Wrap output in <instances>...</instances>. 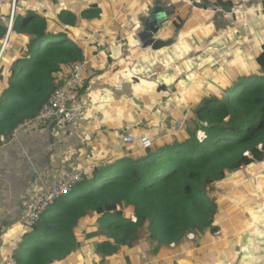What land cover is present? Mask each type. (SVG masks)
Listing matches in <instances>:
<instances>
[{
    "label": "crops",
    "instance_id": "crops-1",
    "mask_svg": "<svg viewBox=\"0 0 264 264\" xmlns=\"http://www.w3.org/2000/svg\"><path fill=\"white\" fill-rule=\"evenodd\" d=\"M156 2L171 15L154 37L168 42L153 49L143 47L138 34ZM27 8L52 24L73 25L69 30L84 55L80 95L89 106L85 117L66 129L32 122L1 145L0 264L26 229L19 219L25 190L48 191L61 169L133 155L141 136L153 142L176 135L199 94L236 78L226 79L224 72L250 73L264 46V0H15L13 5L0 0V22L7 25L0 56L13 21ZM126 136L135 142H126ZM258 145L261 159L226 171L214 183L212 232L198 233L188 249L194 240L189 233L176 252L173 243L158 254L150 241L147 252L128 244L129 264H264V147ZM129 210L125 205L123 214ZM87 219L75 229L78 245L71 256L51 264H111L96 253L101 236ZM118 263L127 264L124 258Z\"/></svg>",
    "mask_w": 264,
    "mask_h": 264
},
{
    "label": "trees",
    "instance_id": "trees-1",
    "mask_svg": "<svg viewBox=\"0 0 264 264\" xmlns=\"http://www.w3.org/2000/svg\"><path fill=\"white\" fill-rule=\"evenodd\" d=\"M62 24H52L29 8L13 21L0 56V136L7 139L18 124L33 118L70 65L83 61V47L69 30L73 25ZM6 32L7 25L0 22V48ZM254 64L257 69L250 73H236L223 87L205 91L179 133L96 165L68 194L48 205L22 233L12 252L16 263L67 259L78 245V223L91 214L100 215L92 230L101 236L95 251L111 264L121 258L130 263L128 244L147 252L150 241L158 254L173 243L176 252L180 241L193 233L188 249L194 248L198 233L200 237L216 228V205L209 196L214 183L226 171L261 159L264 46ZM199 131L204 135L199 137ZM125 205L129 215L123 214Z\"/></svg>",
    "mask_w": 264,
    "mask_h": 264
},
{
    "label": "built area",
    "instance_id": "built-area-1",
    "mask_svg": "<svg viewBox=\"0 0 264 264\" xmlns=\"http://www.w3.org/2000/svg\"><path fill=\"white\" fill-rule=\"evenodd\" d=\"M12 5L15 0H10ZM12 15L10 16V21ZM84 61L70 65L68 72L64 75L60 85L55 87L48 100L42 104L33 118L25 119L18 124L12 131L15 133L20 127L26 126L32 122H44L52 130L66 129L74 123L81 121L86 114L88 102L80 95V89L84 84L83 79ZM182 123V122H181ZM180 123V124H181ZM203 136V132H200ZM124 140L128 143L135 142L133 136H126ZM6 142L4 136H0V147ZM141 148L152 145V140L148 136L138 138ZM264 162V157H263ZM94 164L91 162L81 163L73 169H61L53 186L48 191L25 190V205L23 206L19 219L23 227H29L39 221L41 212L59 197L68 194L73 187L88 176L94 170ZM99 214L88 216L87 225L96 226ZM132 220H135L132 217ZM3 264H17L12 254L4 258Z\"/></svg>",
    "mask_w": 264,
    "mask_h": 264
},
{
    "label": "water",
    "instance_id": "water-1",
    "mask_svg": "<svg viewBox=\"0 0 264 264\" xmlns=\"http://www.w3.org/2000/svg\"><path fill=\"white\" fill-rule=\"evenodd\" d=\"M170 15L169 11L163 9L162 5L156 2L150 12L143 18V30L138 34L143 47L150 46L157 49L168 42L154 37Z\"/></svg>",
    "mask_w": 264,
    "mask_h": 264
},
{
    "label": "rangeland",
    "instance_id": "rangeland-1",
    "mask_svg": "<svg viewBox=\"0 0 264 264\" xmlns=\"http://www.w3.org/2000/svg\"><path fill=\"white\" fill-rule=\"evenodd\" d=\"M239 67H241V65H238ZM242 66H244V65H242ZM245 67V66H244ZM214 75H215V73H213ZM220 74V73H219ZM236 73H231V72H224V73H222V74H220V75H224V77L227 79V78H230V77H232L233 75H235ZM238 74H244V73H238ZM246 74V73H245ZM204 90V89H203ZM199 91H200V89H199ZM202 93V92H201ZM199 97H200V94H199ZM199 97H198V99H199ZM197 99V100H198ZM196 100V101H197ZM181 123V122H180ZM198 136L199 137H201V134H200V131L198 132ZM128 206V205H127Z\"/></svg>",
    "mask_w": 264,
    "mask_h": 264
},
{
    "label": "clouds",
    "instance_id": "clouds-1",
    "mask_svg": "<svg viewBox=\"0 0 264 264\" xmlns=\"http://www.w3.org/2000/svg\"><path fill=\"white\" fill-rule=\"evenodd\" d=\"M150 138V137H149ZM139 143V142H138ZM95 166V165H94ZM132 217H134V216H131V219H132ZM135 218V217H134ZM133 221H135V220H133Z\"/></svg>",
    "mask_w": 264,
    "mask_h": 264
}]
</instances>
